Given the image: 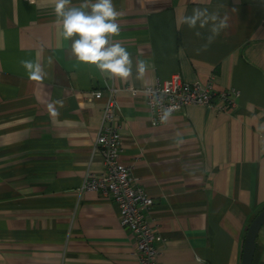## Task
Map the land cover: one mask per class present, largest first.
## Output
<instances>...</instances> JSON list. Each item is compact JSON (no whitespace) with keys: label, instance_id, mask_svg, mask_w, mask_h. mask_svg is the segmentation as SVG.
<instances>
[{"label":"crops","instance_id":"obj_1","mask_svg":"<svg viewBox=\"0 0 264 264\" xmlns=\"http://www.w3.org/2000/svg\"><path fill=\"white\" fill-rule=\"evenodd\" d=\"M113 4L121 27L113 40L133 60L126 82L71 56L55 0H0V264H140L114 201L81 190L104 170L93 148L110 88L121 162L153 200L145 215L158 264H242L247 230L264 208V0ZM196 8L226 20L211 43V23L182 22ZM21 59L39 62L47 77L30 80ZM137 60L147 64L139 79ZM174 74L230 92L235 109L190 106L154 126L145 97L132 91ZM254 264H264V226Z\"/></svg>","mask_w":264,"mask_h":264},{"label":"built area","instance_id":"obj_2","mask_svg":"<svg viewBox=\"0 0 264 264\" xmlns=\"http://www.w3.org/2000/svg\"><path fill=\"white\" fill-rule=\"evenodd\" d=\"M132 93L134 96L142 94L145 97L154 126L165 125L171 116L183 113L190 106H204L223 113L235 109L237 103L230 92L215 91L212 82L189 83L179 74H174L167 81L158 82L154 86L135 89ZM117 94V89L110 88L108 96L105 97L103 123L93 148L94 152L103 157L104 170L100 173H89L81 190L101 192L110 197L119 209L120 225L135 239V254L140 264H158L156 233L145 215V211H151L153 200L135 178L133 168L121 162L123 146L120 126L117 124ZM93 98L102 100L104 95L97 92L93 94ZM165 110L170 115L165 122H161Z\"/></svg>","mask_w":264,"mask_h":264},{"label":"clouds","instance_id":"obj_3","mask_svg":"<svg viewBox=\"0 0 264 264\" xmlns=\"http://www.w3.org/2000/svg\"><path fill=\"white\" fill-rule=\"evenodd\" d=\"M54 14L55 22L62 26L60 35L64 40L71 41L70 53L78 62L94 65L108 79L117 78L126 82L132 76L131 53L121 43L113 40L121 31L117 22L120 13L113 0H83L79 6H73L72 0H55ZM182 22L189 28H196L197 24L204 28L211 23L208 43L227 27L226 20L199 8L193 9L192 15L185 16ZM196 35L199 36L200 33L197 32ZM206 47L207 45L205 49ZM19 63L30 80L41 81L48 75L39 62L21 59ZM51 63L52 57H49L48 64ZM146 67L145 61L137 60V79L141 78ZM53 103L62 104V101ZM169 115L170 112L165 110L161 122H165Z\"/></svg>","mask_w":264,"mask_h":264},{"label":"water","instance_id":"obj_4","mask_svg":"<svg viewBox=\"0 0 264 264\" xmlns=\"http://www.w3.org/2000/svg\"><path fill=\"white\" fill-rule=\"evenodd\" d=\"M264 226V208L258 213L250 224L243 248L242 264H254L257 238Z\"/></svg>","mask_w":264,"mask_h":264}]
</instances>
